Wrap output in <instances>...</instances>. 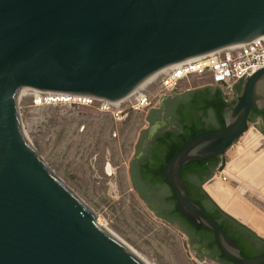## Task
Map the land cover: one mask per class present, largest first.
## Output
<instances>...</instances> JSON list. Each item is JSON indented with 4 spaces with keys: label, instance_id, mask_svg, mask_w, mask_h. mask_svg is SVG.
<instances>
[{
    "label": "water",
    "instance_id": "95a60500",
    "mask_svg": "<svg viewBox=\"0 0 264 264\" xmlns=\"http://www.w3.org/2000/svg\"><path fill=\"white\" fill-rule=\"evenodd\" d=\"M263 35L264 0H0V264H144L38 152L22 124L21 93L117 104L172 65ZM252 109L264 110V67L241 81L222 127L189 138L162 169L181 217L210 230L236 264L264 256H241L190 199L180 170L214 158L222 170Z\"/></svg>",
    "mask_w": 264,
    "mask_h": 264
},
{
    "label": "rangeland",
    "instance_id": "374dc122",
    "mask_svg": "<svg viewBox=\"0 0 264 264\" xmlns=\"http://www.w3.org/2000/svg\"><path fill=\"white\" fill-rule=\"evenodd\" d=\"M205 85L215 88L208 76H191L189 81L180 82L188 90ZM145 90L152 96L156 85L149 84ZM37 100L33 91L19 96L24 129L55 173L93 210L98 225L148 264H214L199 261L178 228L155 217L130 189L126 169L145 113L131 112L124 119L114 120L94 107L35 104ZM209 122L215 124L212 115ZM250 126L240 143L226 153L227 181L214 182L231 189L229 203L237 200L251 213L264 217V184L258 185L264 179V166L248 178L240 175L250 168L260 150L258 140L264 139L260 130ZM244 155L239 164L237 161ZM235 163L236 172L231 169Z\"/></svg>",
    "mask_w": 264,
    "mask_h": 264
},
{
    "label": "flooded vegetation",
    "instance_id": "af4514ba",
    "mask_svg": "<svg viewBox=\"0 0 264 264\" xmlns=\"http://www.w3.org/2000/svg\"><path fill=\"white\" fill-rule=\"evenodd\" d=\"M188 91L191 90L182 94ZM182 94L164 95L145 113L144 125L140 129L131 158L128 160L127 180L136 198L150 209L155 217L178 228L192 246L195 257L199 261L209 260L214 264H236L222 257L210 230L208 232L200 229L192 230L186 225L188 222L181 217L178 211L174 210L176 208L174 197L171 198L173 195L165 183L163 175L161 179L153 173L157 161L161 157V152L156 149L158 138L178 131V121L175 114ZM207 122L210 123L209 117ZM253 123L264 137V119L256 116L253 118ZM152 131L154 132L150 136ZM238 224L242 223L232 218V221L229 222L228 231H224L236 243L241 256L245 260L264 256V239H260L261 236L259 237L247 226L246 229Z\"/></svg>",
    "mask_w": 264,
    "mask_h": 264
},
{
    "label": "built area",
    "instance_id": "2783aa9c",
    "mask_svg": "<svg viewBox=\"0 0 264 264\" xmlns=\"http://www.w3.org/2000/svg\"><path fill=\"white\" fill-rule=\"evenodd\" d=\"M263 67L264 35L245 44L230 46L172 65L153 76L146 85L138 88L129 98L117 104H110L89 97L42 95L39 93H37L39 97L35 104L94 107L98 111L108 114L114 120H121L131 112L146 113L164 95L187 91V88L180 86V82L181 80L189 81L191 76L196 78L210 77L211 84L221 91L226 102L233 101L236 98L235 85ZM149 84L156 85V92L152 96L148 95L149 93L145 90ZM124 103L127 104L123 106ZM240 139L236 145L240 143ZM218 168L202 185V189L206 193L204 187L207 184L214 181L224 183L229 177L225 171V165L222 170Z\"/></svg>",
    "mask_w": 264,
    "mask_h": 264
},
{
    "label": "trees",
    "instance_id": "16d2710c",
    "mask_svg": "<svg viewBox=\"0 0 264 264\" xmlns=\"http://www.w3.org/2000/svg\"><path fill=\"white\" fill-rule=\"evenodd\" d=\"M240 85L241 82L234 87L236 96L239 92ZM234 101L235 99L226 102L218 88L209 86L182 94V99L178 101L179 105L177 113L175 114V118L178 121V131L176 133L162 135L157 140L156 149L161 152V157L153 170L154 175L162 179L163 166L189 138L205 130L221 128L220 112L224 107L232 105ZM210 115L214 117L215 124L213 122H210V124L207 122ZM256 116L264 119V110L252 109L249 122H252ZM220 162V158H214L188 164L181 168L180 176L190 199L197 203L202 211L208 217L215 220L223 230L228 231L229 222L232 221V218L220 210L202 189V185L213 175ZM171 198L173 199V196ZM174 210L177 212L176 208ZM186 225L192 230L200 229L205 232L209 231L201 226L195 227L188 223ZM238 225L247 229L242 224Z\"/></svg>",
    "mask_w": 264,
    "mask_h": 264
},
{
    "label": "bare ground",
    "instance_id": "6f19581e",
    "mask_svg": "<svg viewBox=\"0 0 264 264\" xmlns=\"http://www.w3.org/2000/svg\"><path fill=\"white\" fill-rule=\"evenodd\" d=\"M152 78H150L148 81H146L145 85ZM34 93L36 94L37 97H39L37 92H34ZM257 144H258L257 146L260 147L261 151H260V153L257 156L254 157L255 159H254L253 163L250 164V168L246 169V172L240 173L242 178H248L252 173H254V172L256 173V171H258L260 168H262L264 166V139H262V138L259 139ZM245 156L246 155H244L243 158L239 159L237 162H239V164L241 162H243ZM231 169H233L236 172L238 170L237 163H235L234 165L232 164L231 165ZM261 184H264V179L260 182V184L258 183L259 186H261ZM204 188L207 191V193L209 194V196L213 199V201L222 210H224L225 212H227L231 216L237 218L238 220L242 221L243 223H246L247 225H249V227H251L259 236L264 238V217L261 214H259V213H251L249 210H247V208L241 202H239L237 200L233 201L232 203H229V200L231 199L230 197H232L231 196L232 192L230 191L231 189L228 190L227 188H224L223 186H221L217 182L209 183ZM261 192L264 194V188H262ZM99 226L103 228L102 225H99ZM135 255L144 264H148L144 260H142L137 254H135Z\"/></svg>",
    "mask_w": 264,
    "mask_h": 264
},
{
    "label": "crops",
    "instance_id": "0c3cea01",
    "mask_svg": "<svg viewBox=\"0 0 264 264\" xmlns=\"http://www.w3.org/2000/svg\"><path fill=\"white\" fill-rule=\"evenodd\" d=\"M202 87H206V85L205 86H202ZM202 87H200V88H202ZM198 89V88H197ZM210 124V123H209ZM251 125V126H250ZM252 127V126H254V123H253V121L252 122H249V125H248V127ZM243 225H245V226H248L246 223H243L242 221H240ZM250 229L251 230H253L251 227H250ZM254 231V230H253ZM255 232V231H254ZM256 233V232H255Z\"/></svg>",
    "mask_w": 264,
    "mask_h": 264
}]
</instances>
